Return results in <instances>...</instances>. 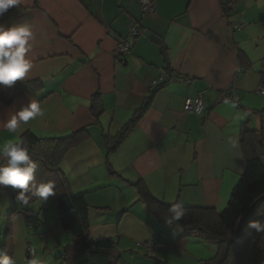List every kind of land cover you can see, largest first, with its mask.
I'll return each mask as SVG.
<instances>
[{"label":"crops","instance_id":"obj_1","mask_svg":"<svg viewBox=\"0 0 264 264\" xmlns=\"http://www.w3.org/2000/svg\"><path fill=\"white\" fill-rule=\"evenodd\" d=\"M152 1L154 15L143 11L141 0H17L20 12L9 9L0 16L5 29L31 25L26 59L32 67L25 80L43 85L11 104L0 100V145L19 143L30 132L46 139L86 131L65 154L61 169L70 191L90 206L92 239L114 240L120 264L144 258L136 255V242L151 240L165 247L144 251L147 264L153 263L151 254L165 264H202L214 258L218 245L159 221L135 185L143 183L165 204L226 209L246 170L242 130L247 124L264 133V96L256 94L264 86V10L258 0ZM229 3L233 8L226 13ZM134 26L148 36L132 40L130 53L121 55L118 43ZM164 73L168 81L152 89ZM199 93L201 116L184 109L186 99ZM30 99L39 102L43 116L9 133L4 122ZM148 99L137 126L110 152L106 137H116ZM45 206L23 211L45 217L43 253L62 254L73 237L55 234ZM5 231L8 235L9 227Z\"/></svg>","mask_w":264,"mask_h":264},{"label":"trees","instance_id":"obj_2","mask_svg":"<svg viewBox=\"0 0 264 264\" xmlns=\"http://www.w3.org/2000/svg\"><path fill=\"white\" fill-rule=\"evenodd\" d=\"M10 10L20 12L21 8L14 6ZM240 58L242 61L246 60L243 52L240 53ZM42 88L41 83L29 82L25 79L17 81L11 87L0 85V100L11 104L19 96L25 93L35 94ZM150 100L144 103L116 137H106L110 152L117 150L134 130L148 109ZM92 108L95 116H99L101 112L97 98L94 99ZM85 138L86 131L46 139L39 138L31 132L24 135L19 143L28 148L36 167L34 182L24 193V198L27 200L26 205L40 200L34 194L39 183L54 182L53 191L59 222L74 240L72 245L62 249V254L57 259L60 264H120V256L114 240L92 239L90 206L83 196L75 195L70 191L68 178L61 169L65 154ZM241 140L246 170L233 190L229 204L221 213L209 208H184L179 204H165L153 197L143 183L135 185L140 200L159 221L180 227L185 236L196 235L206 242L218 245L214 258L202 264H264V232L249 227L251 222L264 225V133L253 130L246 124L241 133ZM4 163L6 161L1 159L0 164ZM7 187L13 199L17 200L16 196L21 190ZM175 205H179L178 211L182 212L179 220H175L173 218L175 213L171 212ZM9 225L4 251L13 258L15 239L12 222Z\"/></svg>","mask_w":264,"mask_h":264},{"label":"clouds","instance_id":"obj_3","mask_svg":"<svg viewBox=\"0 0 264 264\" xmlns=\"http://www.w3.org/2000/svg\"><path fill=\"white\" fill-rule=\"evenodd\" d=\"M17 0H0V16H3L10 8H13ZM32 27L28 24L13 26L5 29L0 25V85L13 86L17 81H23L32 67L26 59L29 48L27 44L32 37ZM38 116H43L40 104L37 100L30 99L26 106L13 112L4 122V128L9 133H15L20 123H27ZM0 158L6 163L0 164V187L10 186L12 189H20L16 199L27 204L24 193L34 182L36 171L35 162L31 159L28 148L20 143L5 142L0 145ZM55 185L53 181L41 182L34 193L41 200L46 201L54 195ZM179 205L172 207L175 220L181 218L182 212ZM249 227L258 232H264V225L251 222ZM0 264H15V260L9 257L3 249H0ZM31 264H38L32 260Z\"/></svg>","mask_w":264,"mask_h":264},{"label":"rangeland","instance_id":"obj_4","mask_svg":"<svg viewBox=\"0 0 264 264\" xmlns=\"http://www.w3.org/2000/svg\"><path fill=\"white\" fill-rule=\"evenodd\" d=\"M258 2V6L261 7L262 10H264V0H258ZM33 205H38L41 207L43 205H46L45 210L48 214L49 224L53 227V230L55 231V234L57 236H60V233H64L65 235H68V237H72L69 232L64 231L61 224L59 223V214L55 203V195L49 196L46 201L41 200L40 202L34 204L23 205L19 200L13 199L7 187H0V249L4 250L5 239L7 235L5 228L9 227V223L12 222L15 235V252L13 257V259L15 260V264L29 263L26 254V240H29L30 243L34 246L37 255L35 260L38 261V264L42 259L45 260L46 264H60L59 260H57L61 254V251L59 249H54L55 253L53 255H51V253L49 254L48 252H46L45 254L43 253L44 241L41 239V235L43 234L42 232H44V234L46 232L44 229L42 230L43 226L40 225V221L44 220L45 217L38 218L37 216L33 219H26L21 214L23 210H31V207ZM50 235H52V233H49L48 236ZM61 240L62 242H68L64 238H62ZM63 244L66 246L70 243ZM72 244L73 243H71V245ZM138 244H143V242H136L137 249H135V253L136 255L144 256V258L138 259L136 261V264H147L145 259V255L147 254L144 251H147L148 249L145 246H138ZM136 255L134 256L137 257ZM151 255L152 259H150L148 262H153L152 264H165V261L157 257L158 254ZM154 260H157L158 262Z\"/></svg>","mask_w":264,"mask_h":264},{"label":"built area","instance_id":"obj_5","mask_svg":"<svg viewBox=\"0 0 264 264\" xmlns=\"http://www.w3.org/2000/svg\"><path fill=\"white\" fill-rule=\"evenodd\" d=\"M141 5L145 13H148L150 15H154L156 13V4L154 1L141 0ZM231 8H233V6L231 3H229L224 8V11H228ZM233 28L235 30L240 31L245 28V25H233ZM147 36H148V33L142 28H140L139 26L132 27L129 33V38L122 39L118 43L117 52L121 55H128L131 51V41L138 39V38L147 37ZM168 79L169 77L167 73H164L160 79L152 82V85H151L152 89L160 88L168 81ZM183 81L188 82L189 80L184 79ZM256 94L264 96V86L263 85H260L258 87V89L256 90ZM232 98H233L235 105L238 106L239 98L236 95H234ZM184 109L186 112L194 113L197 116H201L204 112L203 94L199 93L195 98L186 99ZM21 214L26 219H33L38 216L36 213L30 212V211H23ZM42 237L44 236L41 235V238ZM138 246H145L149 251H157L165 247L163 242L157 241V240H151L143 244H138ZM26 254L29 260L28 264H31L32 260H35L37 257L36 250L29 240H26Z\"/></svg>","mask_w":264,"mask_h":264},{"label":"water","instance_id":"obj_6","mask_svg":"<svg viewBox=\"0 0 264 264\" xmlns=\"http://www.w3.org/2000/svg\"><path fill=\"white\" fill-rule=\"evenodd\" d=\"M149 37H150V39L154 40L158 45H160V46L162 45V41L158 37H156L154 35H150ZM163 55H165L164 52H163Z\"/></svg>","mask_w":264,"mask_h":264}]
</instances>
